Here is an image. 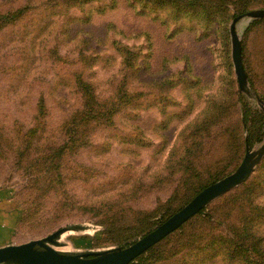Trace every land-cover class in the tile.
<instances>
[{
    "label": "rangeland",
    "instance_id": "374dc122",
    "mask_svg": "<svg viewBox=\"0 0 264 264\" xmlns=\"http://www.w3.org/2000/svg\"><path fill=\"white\" fill-rule=\"evenodd\" d=\"M32 1L36 4L41 0ZM127 1H85L69 9L60 24H53L45 31L39 29L40 25L47 20H57V16L52 17L50 10L42 13L38 9L0 32V127L8 140L18 143L16 124L34 125L37 118L35 104L39 93L44 92L48 112L41 121L44 129L38 130L34 141L39 149L53 148L62 142L63 122L80 105L79 94L72 82L73 71L80 67L73 62L80 42L73 32L76 34L78 28L89 32L86 52L101 54L98 62L85 71L100 95L111 91L109 81L118 75L121 61L114 41L129 44L140 53L134 74L128 80L130 89L136 93L132 103L115 116L113 126L101 124L91 129L89 145L66 154L64 164L67 167H64L61 179L68 190L64 201L70 200L69 203L60 205L62 195L54 191L45 196V205H39L34 214L36 189L34 193L29 189L33 187V179L39 177L36 166L24 170L8 148L0 155V195L9 194L10 208L14 209L17 204L18 209H25L23 221L13 226L10 243H23L44 237L63 226L80 224L88 229L68 233L65 237L67 249L97 251L119 246L111 240L110 235L114 232L106 224L110 220L108 216L123 214L120 223L129 234L135 212L154 210L166 204L173 195L169 205L177 208L192 193L187 185L182 187L186 177L180 168L182 163H191L200 169V176L193 178L199 181L217 172H223L220 178L230 174L245 155L246 149L240 155L229 146L233 129L243 132L246 140L249 134L246 124L241 123V104L231 100L235 89L239 88L231 55L232 20L224 24L226 34H223L224 26L214 18L210 23L198 22L194 17L182 18L177 24L166 27L161 22L168 16L167 9L143 8L139 0L131 9ZM25 2L0 0V9ZM114 4L117 7H113ZM70 16L76 17L77 22L68 20L65 25ZM250 24L240 21L237 28L245 43L244 59L253 81L254 88H251L264 99V25L255 26L245 35ZM63 30L69 31L70 39L55 44L54 35L56 32L60 35ZM44 38L48 44L42 58L37 43ZM33 45L35 48H31ZM53 46L66 57L65 62L52 57L49 51H53ZM176 56L178 58L174 59ZM250 99L264 116L256 100ZM220 105H229V117L223 124L211 126L208 119ZM259 124H263V135L250 145L253 149L264 140V117L250 121L253 129ZM196 127L201 129L199 135L202 136H195ZM223 131L227 134L223 135ZM199 141L204 151L208 149L207 155L199 153ZM196 148V153L190 152ZM39 149L32 151L31 158L46 153ZM185 151L189 152L188 159L178 160ZM155 174L163 176L156 184ZM260 179L264 180V158L244 183L205 209H214L226 194ZM179 181L180 186L174 190ZM261 185L264 187L263 183ZM91 205L102 206L94 207L97 210L92 211ZM18 212L20 214V210ZM104 217L108 220L103 222ZM165 244L168 247L169 242Z\"/></svg>",
    "mask_w": 264,
    "mask_h": 264
},
{
    "label": "trees",
    "instance_id": "16d2710c",
    "mask_svg": "<svg viewBox=\"0 0 264 264\" xmlns=\"http://www.w3.org/2000/svg\"><path fill=\"white\" fill-rule=\"evenodd\" d=\"M25 3L19 5H10L8 8L0 9V32L13 27L15 23L20 21L28 13L33 14L38 9L46 12L50 10L52 17L57 16V20H47L39 29L45 31L47 28L56 23H61L62 17L69 9L74 8L77 4H82L85 1L90 0H41L36 4H33L32 0H25ZM131 9L135 8L136 0L127 1ZM139 3L143 8L167 9L168 16L162 20V24L166 27L173 24H177L182 18H196L198 22L210 23L212 19H217L220 25H223V34H226V22L234 17L243 14L249 10L255 8H264V0H139ZM116 4L113 5V7ZM117 7V6H115ZM73 22H77L76 17L70 16L67 18ZM52 24H49L51 23ZM264 25V19L253 21L247 28L245 35L249 33L255 26ZM80 27V26H79ZM82 33V34H80ZM80 34V35H79ZM89 32L82 31L78 28L76 34L80 49L77 52V57L73 58V62L79 64L77 70L73 71V86L75 91L79 94L80 105L75 107L70 113L69 118L63 122L61 130L64 133V139L61 143L54 145V147L38 148L34 141L37 139L38 130H43L42 120L47 115V100L44 92H40L37 98L35 107L37 116L35 123L32 127H27L22 123H17L19 130L17 131L18 143H14L13 140H8L2 132L0 127V155H4L6 148L13 153L17 164L24 170L30 166H36L39 172V177L33 179V186L30 187L34 193L36 189L35 198L33 203L35 205L34 214H37L39 205L44 206L45 196H48L52 192L61 194L62 199L60 205L69 203L70 200L64 201V197L68 190L65 187V183L62 182L61 176H63V170L65 166L64 161L66 154L69 152H77L80 147L90 144L88 138L90 130L99 125L113 126L115 123V116L124 109V107L132 103L133 98L136 96L134 90L129 87V78L134 74V68L137 64V59L140 53L135 51V48L129 44L120 43L114 41L115 48L120 56V67L117 70V76L109 81L111 84V91L104 95H100L97 92L95 83L89 78V75L85 71L98 62L101 54L97 51L86 52L85 48L89 41ZM79 35V36H78ZM85 35V36H82ZM129 36V35H128ZM70 39L69 31H62L53 37L55 44L62 40ZM119 42V43H118ZM35 44V43H34ZM47 38L40 40L37 43L39 45L42 58L47 47ZM243 46V62L248 75L250 86L253 85V81L250 78L248 70L245 65L244 53L245 43L242 40ZM35 48L33 45L31 48ZM59 47V45H58ZM58 47H51L53 51H49L52 57L56 56L57 61L65 62L66 57L59 54ZM50 56V55H49ZM48 57V56H47ZM178 56L174 57L177 59ZM19 74V73H18ZM115 81V82H114ZM239 86V85H238ZM253 87V86H252ZM254 88V87H253ZM58 90V89H57ZM144 94V93H143ZM237 104H241V123H245L248 128V139L246 140L243 132L238 130L230 131L229 146L234 149V153L240 152L246 149V144H253V141L262 138L263 124H259L257 127L254 125V129L250 125V121L255 117L263 118V113L252 105L251 99L241 92L240 88L235 89V95L231 99ZM229 105H220L217 112L208 119L213 125L223 124L225 118L229 117L230 108ZM207 120V117L204 119ZM243 127V125H242ZM241 127V131H242ZM198 131L195 134L199 135L201 129L196 127ZM226 131V130H225ZM223 135L227 133L223 131ZM207 136L210 134L206 133ZM226 140V137H224ZM233 141V142H232ZM200 143L201 154L207 155L208 149L204 151V147ZM193 144V143H192ZM190 148V147H188ZM226 148V147H225ZM46 151V153L39 154L40 156H32V151L36 150ZM50 151V152H49ZM189 151V149H188ZM185 151L182 157L178 160L187 158L189 152ZM196 149H190V152L196 153ZM187 156V157H186ZM190 162V160H188ZM187 161V162H188ZM195 164V163H194ZM168 166V165H167ZM166 167H163L164 170ZM174 167V165H171ZM179 168V166H178ZM184 177L182 187L187 185L192 190L177 208H172L169 205V201L175 195H173L166 204L159 205L156 209L151 211L135 212L133 223L129 224L131 233L127 234L125 228L121 225V218L112 217L107 221L109 230H112L111 240L117 242L119 246L126 247L139 237L149 233L158 227L161 223L167 220L171 215L184 207L199 191L206 186L219 180L223 172H217L210 175L206 180H194L195 176H200V170L198 167L190 164H181ZM161 176V175H160ZM155 184L163 176L159 177L155 174ZM159 177V178H158ZM202 178V177H200ZM199 178V179H200ZM223 178V177H222ZM221 179V178H220ZM263 179L259 181H253L244 185V188L233 191L230 194H226L222 198V203L214 207L212 210L202 209L200 212L192 216L185 223H183L178 229L168 234L165 238L158 243L150 247L146 252L137 257L136 261L139 264H158L160 261L162 264L166 262L178 263L188 262L189 264H264V187L261 185ZM62 183V185L60 184ZM59 185V186H57ZM180 186V181L174 187V190ZM6 195V192L3 195ZM12 203V201H11ZM38 205V206H36ZM102 206V205H101ZM101 206H90L92 211H95ZM12 225L18 226L25 217V209L22 207L18 209V205L14 204ZM20 210V214L19 211ZM106 216V215H105ZM104 217L102 221L108 220ZM169 245L167 247V243ZM164 246V247H163ZM180 255V256H178ZM166 261V262H165ZM130 264H133L130 263Z\"/></svg>",
    "mask_w": 264,
    "mask_h": 264
},
{
    "label": "water",
    "instance_id": "95a60500",
    "mask_svg": "<svg viewBox=\"0 0 264 264\" xmlns=\"http://www.w3.org/2000/svg\"><path fill=\"white\" fill-rule=\"evenodd\" d=\"M264 19V8H255L234 17L230 23L232 61L242 93L256 100L264 111V99L250 86L243 62L242 37L237 25ZM264 158V140L255 149L246 144L245 155L239 166L230 174L199 191L184 207L171 215L154 230L126 246H112L100 250L67 249L66 235L84 231V225L71 224L50 234L23 243H7L0 246V264H136V259L150 247L178 229L192 216L211 202L244 183ZM88 228H86L87 230Z\"/></svg>",
    "mask_w": 264,
    "mask_h": 264
},
{
    "label": "crops",
    "instance_id": "0c3cea01",
    "mask_svg": "<svg viewBox=\"0 0 264 264\" xmlns=\"http://www.w3.org/2000/svg\"><path fill=\"white\" fill-rule=\"evenodd\" d=\"M5 205V206H4ZM8 193L0 195V246L10 243V236L13 233L12 215L13 209Z\"/></svg>",
    "mask_w": 264,
    "mask_h": 264
}]
</instances>
